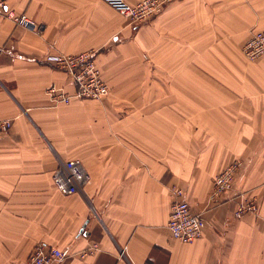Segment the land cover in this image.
Instances as JSON below:
<instances>
[{
  "label": "crops",
  "instance_id": "0c3cea01",
  "mask_svg": "<svg viewBox=\"0 0 264 264\" xmlns=\"http://www.w3.org/2000/svg\"><path fill=\"white\" fill-rule=\"evenodd\" d=\"M0 1L37 24L0 15V264L40 242L57 264H264V56L243 52L264 0H176L137 24L104 0ZM89 50L110 93L52 102L48 87L75 86L46 57ZM69 159L91 176L75 194L54 185ZM235 159L234 189L210 202ZM174 187L206 221L193 243L168 227ZM247 197L258 213L238 218Z\"/></svg>",
  "mask_w": 264,
  "mask_h": 264
},
{
  "label": "built area",
  "instance_id": "2783aa9c",
  "mask_svg": "<svg viewBox=\"0 0 264 264\" xmlns=\"http://www.w3.org/2000/svg\"><path fill=\"white\" fill-rule=\"evenodd\" d=\"M104 1L126 16L131 23L137 24L151 19L166 5L176 0ZM0 15H5L16 24L27 28L34 29L37 27V24L26 14H17L9 9L5 1H0ZM243 52L250 61H255L264 56V30L251 31L244 43ZM46 60L64 70L75 86L74 94L54 85L48 87L47 92L52 102L68 104L74 97L101 100L110 93V87L97 63L95 50L75 54H49ZM11 127V120H0V131L8 130ZM242 166L243 161L235 159L215 176L213 190L209 197L210 202L216 201L234 189L235 179ZM90 179V173L80 159H69L61 162L54 173L55 188L65 194H75L82 191ZM173 193L176 199L171 205L168 227L174 239L182 243H193L203 235L206 221L200 213L192 210L190 203L185 198L183 188L174 187ZM237 204L235 216L238 218L247 213H258L259 204L255 197L241 199ZM120 255L126 257V250L123 249ZM63 258L64 252L59 247L40 242L35 245L27 264H57Z\"/></svg>",
  "mask_w": 264,
  "mask_h": 264
}]
</instances>
